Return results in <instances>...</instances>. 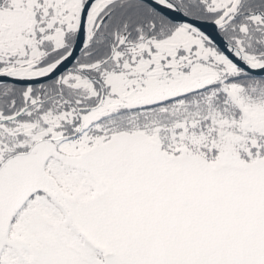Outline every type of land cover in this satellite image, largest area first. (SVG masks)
Segmentation results:
<instances>
[{
	"label": "snow or ice",
	"instance_id": "obj_1",
	"mask_svg": "<svg viewBox=\"0 0 264 264\" xmlns=\"http://www.w3.org/2000/svg\"><path fill=\"white\" fill-rule=\"evenodd\" d=\"M0 264H264V0H0Z\"/></svg>",
	"mask_w": 264,
	"mask_h": 264
}]
</instances>
